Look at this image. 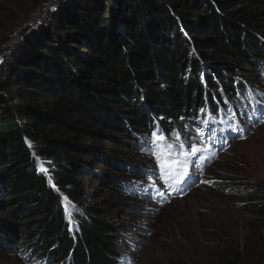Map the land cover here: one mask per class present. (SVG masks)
I'll list each match as a JSON object with an SVG mask.
<instances>
[{
  "label": "trees",
  "instance_id": "trees-1",
  "mask_svg": "<svg viewBox=\"0 0 264 264\" xmlns=\"http://www.w3.org/2000/svg\"><path fill=\"white\" fill-rule=\"evenodd\" d=\"M13 8L0 0V21H15ZM0 54V247L22 244L23 264H128L118 224L83 205L81 177L151 197L155 167L130 165L124 181L126 166L101 146L126 144L151 163L153 121L175 143L223 90L254 87L244 73L264 76V0H60ZM247 196L259 199L249 234L221 237L208 264H264V190Z\"/></svg>",
  "mask_w": 264,
  "mask_h": 264
},
{
  "label": "rangeland",
  "instance_id": "rangeland-1",
  "mask_svg": "<svg viewBox=\"0 0 264 264\" xmlns=\"http://www.w3.org/2000/svg\"><path fill=\"white\" fill-rule=\"evenodd\" d=\"M4 1L14 6L13 10L20 9V4L26 5L28 10L26 13L21 9L15 11L16 20L13 22L8 19L5 21L4 18L0 21V39L10 34L9 39L1 44L0 51L13 46L22 31L32 27L41 13L60 0ZM37 2L40 3V7L28 15L31 6ZM46 4L50 5L45 9ZM12 26L15 28L11 30ZM2 55L0 54V57ZM245 69V78L258 88H263L261 83L264 81L263 74L254 71L250 66ZM223 93L232 98L236 97L235 93L227 90H223ZM181 133L183 139L188 141V145L196 146L198 133L195 128L183 127ZM101 148H106L111 156L120 158L123 162L122 170L126 166L123 172L124 181L131 180L128 169L130 165L150 164L149 157L141 156L138 150L130 149L126 144L108 143ZM162 157L169 163L174 179L184 178L186 173L184 166L174 165L169 153L167 157L163 155ZM37 160L38 164L48 167L45 159L37 157ZM196 177L199 180L198 184L184 196L169 198L163 205H157L138 196H127L131 199L127 200L117 192L101 188L97 178L89 179L83 176L81 180L88 182L89 192L84 197L83 205L91 208L88 212L96 208L104 209L106 219L115 225L118 224L119 232L126 241L125 246L132 252V259L128 264H171L172 260L179 258L185 259L189 264H208L209 254L213 247L218 246L221 237L241 243L249 234V219L254 212L248 205L259 199L247 195L254 188L264 190V123L249 127L243 138L226 145L212 162L196 173ZM237 188L247 194L234 193ZM160 190L165 193V188ZM20 245L22 244L18 242L1 244L0 262L23 264L24 248H20ZM39 258L41 257L36 259L29 257L28 260L33 263Z\"/></svg>",
  "mask_w": 264,
  "mask_h": 264
},
{
  "label": "snow or ice",
  "instance_id": "snow-or-ice-1",
  "mask_svg": "<svg viewBox=\"0 0 264 264\" xmlns=\"http://www.w3.org/2000/svg\"><path fill=\"white\" fill-rule=\"evenodd\" d=\"M201 111L203 112L204 110L201 109ZM264 122V121H262ZM205 125L207 126V121L204 122ZM176 141H180L181 140V136L179 133H176ZM152 145L153 148H157V149H173L174 150V145L172 143H168L167 139L165 138V136L162 133H158L157 131H153L152 132ZM189 147L192 148V155H195L199 152V149L195 146V145H189ZM179 148L181 150V155H185V153L183 152V149L185 148V144L184 143H179ZM152 155L157 157V163L161 164V167H164L165 163H166V159L162 161L161 157L162 155L167 157L168 153L167 152H152ZM177 161L179 162L180 165H183L185 163H187L186 160H181L179 156L176 157ZM187 173H185L186 175Z\"/></svg>",
  "mask_w": 264,
  "mask_h": 264
},
{
  "label": "water",
  "instance_id": "water-1",
  "mask_svg": "<svg viewBox=\"0 0 264 264\" xmlns=\"http://www.w3.org/2000/svg\"><path fill=\"white\" fill-rule=\"evenodd\" d=\"M52 1H54V0H51V2H52ZM49 3H50V2H49ZM49 5H50V4H46L44 8H45V9L48 8Z\"/></svg>",
  "mask_w": 264,
  "mask_h": 264
}]
</instances>
